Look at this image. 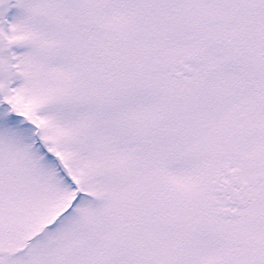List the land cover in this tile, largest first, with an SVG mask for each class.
<instances>
[{"label":"snow or ice","instance_id":"obj_1","mask_svg":"<svg viewBox=\"0 0 264 264\" xmlns=\"http://www.w3.org/2000/svg\"><path fill=\"white\" fill-rule=\"evenodd\" d=\"M0 264H264V0H0Z\"/></svg>","mask_w":264,"mask_h":264}]
</instances>
